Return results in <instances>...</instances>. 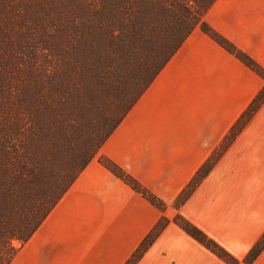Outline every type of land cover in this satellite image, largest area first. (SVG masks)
<instances>
[{
    "label": "crops",
    "instance_id": "0c3cea01",
    "mask_svg": "<svg viewBox=\"0 0 264 264\" xmlns=\"http://www.w3.org/2000/svg\"><path fill=\"white\" fill-rule=\"evenodd\" d=\"M203 19L264 70V0H214ZM264 77L199 27L139 96L96 155L18 249L17 264H264V100L227 136ZM107 158L158 197L160 209L101 161ZM210 162L192 192L175 201ZM186 220L233 262L188 234Z\"/></svg>",
    "mask_w": 264,
    "mask_h": 264
},
{
    "label": "trees",
    "instance_id": "16d2710c",
    "mask_svg": "<svg viewBox=\"0 0 264 264\" xmlns=\"http://www.w3.org/2000/svg\"><path fill=\"white\" fill-rule=\"evenodd\" d=\"M214 0H0V264H17L38 228L79 172L195 27L264 77V70L203 16ZM264 100V87L227 136ZM102 163L160 209L164 203L107 158ZM203 165L175 206L195 188ZM183 229L232 257L196 227ZM155 225L125 264H134L164 226ZM264 234L251 247L252 261Z\"/></svg>",
    "mask_w": 264,
    "mask_h": 264
},
{
    "label": "rangeland",
    "instance_id": "374dc122",
    "mask_svg": "<svg viewBox=\"0 0 264 264\" xmlns=\"http://www.w3.org/2000/svg\"><path fill=\"white\" fill-rule=\"evenodd\" d=\"M177 218H179V217H176L175 219H177ZM177 221V220H176Z\"/></svg>",
    "mask_w": 264,
    "mask_h": 264
}]
</instances>
